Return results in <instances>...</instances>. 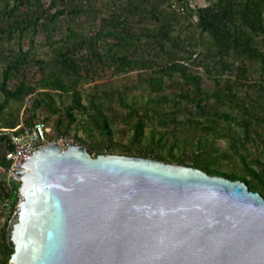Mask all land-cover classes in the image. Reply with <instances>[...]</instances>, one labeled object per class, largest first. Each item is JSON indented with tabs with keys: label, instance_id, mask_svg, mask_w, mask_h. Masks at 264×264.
Listing matches in <instances>:
<instances>
[{
	"label": "trees",
	"instance_id": "obj_1",
	"mask_svg": "<svg viewBox=\"0 0 264 264\" xmlns=\"http://www.w3.org/2000/svg\"><path fill=\"white\" fill-rule=\"evenodd\" d=\"M0 66V129L18 125L9 103L29 98L23 124L44 123L48 138L73 131L93 157L184 165L264 198V0H0ZM84 82L95 84L84 93ZM7 140L1 131L0 171ZM16 187L0 179V204L14 205ZM8 223L0 213V264L13 253Z\"/></svg>",
	"mask_w": 264,
	"mask_h": 264
},
{
	"label": "water",
	"instance_id": "obj_2",
	"mask_svg": "<svg viewBox=\"0 0 264 264\" xmlns=\"http://www.w3.org/2000/svg\"><path fill=\"white\" fill-rule=\"evenodd\" d=\"M12 171L10 264H264V198L241 181L83 145Z\"/></svg>",
	"mask_w": 264,
	"mask_h": 264
},
{
	"label": "built area",
	"instance_id": "obj_3",
	"mask_svg": "<svg viewBox=\"0 0 264 264\" xmlns=\"http://www.w3.org/2000/svg\"><path fill=\"white\" fill-rule=\"evenodd\" d=\"M46 132L47 127L42 122H37L30 126H25L21 123L14 128L2 130V133L8 139L9 148L4 151L5 161L8 163V166L0 171V179L7 184L9 189H13L17 185L16 197L13 199L14 205L10 206L11 202L9 200H5L0 204V213L5 212L9 221L14 217L18 204L21 201L18 192L20 182L12 171L15 166L26 161L30 155L34 154V151L49 145H58L61 149L71 145H82L77 139H72L69 136H53L48 138Z\"/></svg>",
	"mask_w": 264,
	"mask_h": 264
},
{
	"label": "rangeland",
	"instance_id": "obj_4",
	"mask_svg": "<svg viewBox=\"0 0 264 264\" xmlns=\"http://www.w3.org/2000/svg\"><path fill=\"white\" fill-rule=\"evenodd\" d=\"M212 1H214V0H192V2H194L198 6L207 5L208 3H211ZM46 4H47V1H46ZM184 31L185 30H183L181 32L182 35L187 34L186 32L184 33ZM25 42L22 45L23 46V49H26L27 48V43H25ZM34 42L36 44L37 50L39 52H42L41 54L43 55V52H46L47 51L46 47L42 44L43 37L41 35L37 34L35 36ZM11 46H12L13 49L14 48L15 49L18 48V40L17 39L15 41L13 40L11 42ZM0 71H1V66H0ZM198 71L203 72V70L201 68H198ZM201 74H203V73H201ZM106 81L121 82L123 84V83H126V82L134 81V74L133 73H130V74H126V75L116 76V77H113V78L110 77V78H106ZM97 83H100V81H97ZM93 84H95V83L84 82V83L81 84V86H80L79 89H81L84 93H86V92L90 91V89L92 88ZM202 85H203L204 88H208V89H210L212 87V84H211L210 80L206 77V75H202ZM2 99H3V97L0 94V102L2 101ZM28 100H29V98H27V100L24 103L10 102L9 105H8V107H6V109L4 110V112H11L13 114H17V117H18V125L21 124V123H24L23 122L24 119L29 116V114L26 113L25 110H24L25 108H28L27 107L28 106ZM37 114H38V117L39 118L42 115L40 111H38ZM4 129H10V128H1L0 129V132L2 130H4ZM113 129L116 131V133L114 134V140L121 141V142H125L126 141V138H127L126 133L121 132V131L118 132L117 131L118 126H113ZM51 130H52V126L50 125L48 127V132L50 133ZM73 134H74V132L71 131L68 136L70 138H72V139H75ZM77 135L80 136V137H84V135L80 131L77 132ZM82 145L85 146L84 144H82ZM220 147L221 148H225V145L223 143H220ZM103 154H122V152H120V151H113V152H104Z\"/></svg>",
	"mask_w": 264,
	"mask_h": 264
},
{
	"label": "crops",
	"instance_id": "obj_5",
	"mask_svg": "<svg viewBox=\"0 0 264 264\" xmlns=\"http://www.w3.org/2000/svg\"><path fill=\"white\" fill-rule=\"evenodd\" d=\"M189 4L193 7H200L198 5H196L194 2H192V0H188ZM205 6V5H204Z\"/></svg>",
	"mask_w": 264,
	"mask_h": 264
}]
</instances>
